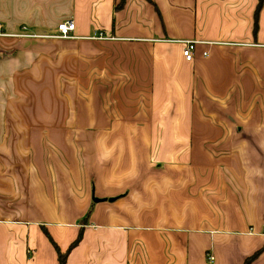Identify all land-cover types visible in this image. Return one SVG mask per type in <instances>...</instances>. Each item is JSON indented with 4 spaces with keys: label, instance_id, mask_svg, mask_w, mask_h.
Here are the masks:
<instances>
[{
    "label": "crops",
    "instance_id": "crops-1",
    "mask_svg": "<svg viewBox=\"0 0 264 264\" xmlns=\"http://www.w3.org/2000/svg\"><path fill=\"white\" fill-rule=\"evenodd\" d=\"M118 2L0 0V264H59L43 227L65 251L92 203L66 264H243L264 247V0ZM66 19L72 36L55 37ZM35 79L40 103L88 102L83 116L8 117ZM124 90L148 104L109 117L105 95ZM63 122L85 127L86 151L56 169L57 219L36 172Z\"/></svg>",
    "mask_w": 264,
    "mask_h": 264
},
{
    "label": "rangeland",
    "instance_id": "rangeland-1",
    "mask_svg": "<svg viewBox=\"0 0 264 264\" xmlns=\"http://www.w3.org/2000/svg\"><path fill=\"white\" fill-rule=\"evenodd\" d=\"M94 18H95L94 22L95 24H97L98 21L96 20L97 19L96 15ZM97 29L99 30L98 27ZM95 33H97V31H95ZM33 84L35 86L31 88V85H30L29 92H27V89H26V86H28V84L24 83L19 86L18 90L15 93V97L13 99L14 100L13 110L8 111V114H7L8 117H14L15 119H19L22 123L25 119L27 120V118L33 119L36 117H43V116L68 117L69 119L75 118V117L80 118L83 116L82 111L84 112L86 110V106L89 105L88 102L81 101L77 105L75 104L76 107H74V105H72V103L70 102V97H67L65 102H62L61 104L57 106H54L55 104H53V102L47 103L48 105L45 103H40L38 99L41 98V95H38L36 93V89H37L36 79L34 80ZM142 100L144 102L146 101L148 102L149 99L147 98V95H138L132 91L126 92L125 90L120 91L119 93H111V94L105 95L104 102L106 104H107V101L109 102V104L107 105L108 109H106V113L111 118L123 117L124 114L139 110L138 106L141 104V102L143 103ZM143 104H148V103H143ZM76 108H77V112H75ZM63 123L65 125L62 128L66 130L65 134L60 135V133L59 134L54 133L53 136L55 138L51 135L49 127L44 128L43 132L45 133V135L42 138V145L45 147L44 149V153H45L44 162L45 163L42 166H43V170H45L46 173L38 174L36 172V175L39 177V180L43 181L44 184L48 183L47 180L50 181L49 184L53 189V192H52L53 199L45 198L46 203L44 205L45 206L44 208L49 210V212L57 219L62 217L61 215L57 216V213L55 212V209L58 208V206L55 207L54 205H48V202H47V201H52L54 204H58V198L56 199V188L55 187L58 183L59 175L56 174L57 173L56 169L57 167L59 168L62 167L65 169L72 168L71 165H73L74 162H77V165H78V162H79V165H83V162H85V159H84V155L82 151L83 152L86 151V145L80 142V140L78 139V134H79L78 130L80 128H85V127H76V126H73L74 124H68V122H63ZM127 127H125L127 130L128 128H130L131 130H135L134 125H130L128 128ZM89 128L94 129V130L98 129V127H89ZM223 129H224V133H226L227 128L223 127ZM112 130H113V127H112ZM69 136H71L70 139H69ZM213 144H214L213 142L207 143L206 147H207V150L212 151V155L213 154L215 155L216 153L214 150H219V149H216V147L221 146L222 143H215L214 145ZM69 145L73 147L74 149L71 151H68L67 146ZM208 145L210 147L211 146L213 147L208 148ZM33 148L35 150V147L29 144L28 149L32 151ZM24 150H25V145L19 144L18 152L20 153L21 156H23L22 152H24ZM25 160L27 159L21 158L22 163L20 164L27 165ZM15 161L16 160L14 159V162ZM32 162L34 161H31V163ZM29 171L30 173L33 172L32 167L29 168ZM70 176L73 177L74 175L70 174ZM45 195L48 196L50 195V193H45ZM84 209L85 208H83V210ZM83 210L79 209V211L81 212H83ZM84 215H86V213H84ZM81 218L82 216L79 217L78 220H80ZM207 256L209 257V254Z\"/></svg>",
    "mask_w": 264,
    "mask_h": 264
},
{
    "label": "trees",
    "instance_id": "trees-1",
    "mask_svg": "<svg viewBox=\"0 0 264 264\" xmlns=\"http://www.w3.org/2000/svg\"><path fill=\"white\" fill-rule=\"evenodd\" d=\"M126 3V0H119L118 4L116 5V9H119L121 7H123ZM258 16V13H256V17ZM257 30V20L255 22V32ZM93 207H94V203L91 204L89 210L87 211L86 215H84L80 221L79 224L81 225L79 227L78 230V234L76 236V238L70 243V245L68 246V248L63 251L60 246L58 245V243L53 239V237L51 236L50 232L47 230L46 227H43V229L45 230L46 235L49 237V239L51 240L52 244L54 245L57 253H58V261L59 264H66L68 256L70 254V252L76 247L78 246L81 241L84 238V232H85V226L88 224V222L91 219V215L93 212ZM264 251V247L255 251L253 254H251L250 256H248L243 264H251L252 262H254Z\"/></svg>",
    "mask_w": 264,
    "mask_h": 264
},
{
    "label": "built area",
    "instance_id": "built-area-1",
    "mask_svg": "<svg viewBox=\"0 0 264 264\" xmlns=\"http://www.w3.org/2000/svg\"><path fill=\"white\" fill-rule=\"evenodd\" d=\"M1 28V26H0ZM75 30V21L73 19H66L65 21L59 23L58 25V33L55 35V37L58 38H69L72 36V32ZM98 37L102 38L103 34L99 33L97 34ZM195 48H196V42L192 41V40H188L185 41V46L183 49V55L185 57L186 60L188 61H192L194 58V52H195ZM207 52H204V55H207ZM209 260L213 261L215 260L214 255L209 254Z\"/></svg>",
    "mask_w": 264,
    "mask_h": 264
},
{
    "label": "water",
    "instance_id": "water-1",
    "mask_svg": "<svg viewBox=\"0 0 264 264\" xmlns=\"http://www.w3.org/2000/svg\"><path fill=\"white\" fill-rule=\"evenodd\" d=\"M92 198H93V201L96 202V203L105 200V198L97 197V196L95 195V191H94V190H93V193H92ZM109 200H113V198H111V199H109Z\"/></svg>",
    "mask_w": 264,
    "mask_h": 264
}]
</instances>
